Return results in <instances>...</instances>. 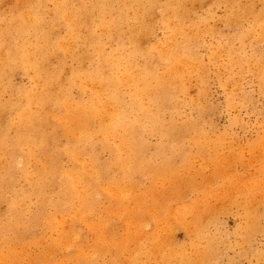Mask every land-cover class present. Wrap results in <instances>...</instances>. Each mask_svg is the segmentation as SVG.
Listing matches in <instances>:
<instances>
[{
	"label": "bare ground",
	"instance_id": "obj_1",
	"mask_svg": "<svg viewBox=\"0 0 264 264\" xmlns=\"http://www.w3.org/2000/svg\"><path fill=\"white\" fill-rule=\"evenodd\" d=\"M4 1L0 264H67L58 255L69 249L73 264H103L102 245L123 255L133 241L137 252L111 264H145L139 255L147 257L150 248L141 241L147 239L143 222L109 241L101 194L122 220L151 214L157 227L151 250H159L161 218L184 224L190 213L183 206L152 208L156 183L170 184L180 175L171 159L190 166L194 159H264V137L248 147L229 146L207 130L211 120L203 110L211 67L229 86L234 67L248 61L239 50L247 43L263 44L255 72L264 92V0ZM220 5L224 13L217 17ZM244 20L252 23L243 26ZM218 21L235 26L236 34L225 35ZM17 74L29 82H16ZM150 171L151 189L135 180ZM86 225L94 234L91 244L82 231ZM199 236H207L202 227Z\"/></svg>",
	"mask_w": 264,
	"mask_h": 264
},
{
	"label": "rangeland",
	"instance_id": "obj_2",
	"mask_svg": "<svg viewBox=\"0 0 264 264\" xmlns=\"http://www.w3.org/2000/svg\"><path fill=\"white\" fill-rule=\"evenodd\" d=\"M4 2L8 4L10 0ZM224 8V5L215 8L217 17L224 13ZM215 21L216 18L211 22ZM249 22L251 21L244 20L242 25L247 27ZM216 23L225 35L233 37L236 34L235 26H224L219 21ZM160 37L162 30L157 29L154 38ZM262 46V43H247L245 49H239L240 44L236 43V48L244 55L243 60L248 61L234 67L232 79L229 76V86H224L219 81L215 73L216 67H211L207 78L209 95L203 110L207 114L206 118L211 121L206 128L211 130L213 137L223 136L229 146L239 142L248 147L264 137V92L261 91L260 80L255 72ZM201 51L204 52V49ZM67 61L68 64L72 63L70 57ZM15 81L26 83L29 82V77L17 74ZM228 95L233 98L230 103L227 101ZM185 112L192 113L193 109L187 107ZM150 140L152 144L155 143L156 136ZM245 156L249 157L250 153L246 152ZM215 160L219 159H194L190 166V161L188 163L186 159H171L173 166L181 167L180 175L173 177L170 184H162L160 181L156 183L158 189L151 198L153 209L154 203L160 208H190L185 219L187 224H181L177 220L167 223L161 218V249L151 250L154 242L152 233L157 230L156 221L151 214H139L136 217L131 215L127 220H122L108 211L112 208V202L101 194V218L109 228L104 231L106 238L114 241L116 237H123L124 232L139 221L145 226L144 236L147 238L143 237L141 241L148 240L146 244L150 248L147 257L139 255L140 261L145 264H179L184 258L192 260L187 264H264V190L260 188L264 182V159ZM153 174L150 171L144 176L137 175L135 180L151 189L155 184ZM5 208L6 204L1 202L0 209L4 211ZM193 210L196 211L195 214ZM194 219H197L198 226L190 224ZM200 227L204 228L207 236H199ZM82 231L91 244L94 234L88 225L83 226ZM128 248L123 255H117L113 246L104 244L100 259L103 264H111L117 256L124 259L130 250L132 254L137 252L134 241ZM34 251L38 252L40 248H34ZM73 254L74 251L69 249L58 256L65 259L67 264H73Z\"/></svg>",
	"mask_w": 264,
	"mask_h": 264
}]
</instances>
